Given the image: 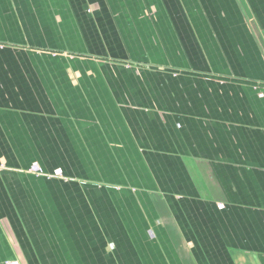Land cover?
<instances>
[{
  "label": "crops",
  "instance_id": "obj_1",
  "mask_svg": "<svg viewBox=\"0 0 264 264\" xmlns=\"http://www.w3.org/2000/svg\"><path fill=\"white\" fill-rule=\"evenodd\" d=\"M5 261L264 264V0H0Z\"/></svg>",
  "mask_w": 264,
  "mask_h": 264
},
{
  "label": "built area",
  "instance_id": "obj_2",
  "mask_svg": "<svg viewBox=\"0 0 264 264\" xmlns=\"http://www.w3.org/2000/svg\"><path fill=\"white\" fill-rule=\"evenodd\" d=\"M30 169H31L33 172H35V173H42V171H41L39 165H37V164H33V165L30 167ZM60 172H61V171H57V170H56L55 174H60ZM55 174H54V175H55ZM219 206H222V205L219 204ZM3 264H19V262H18V261H5Z\"/></svg>",
  "mask_w": 264,
  "mask_h": 264
}]
</instances>
